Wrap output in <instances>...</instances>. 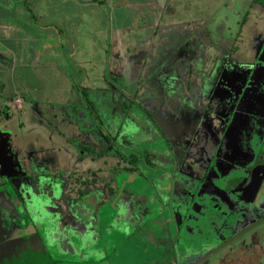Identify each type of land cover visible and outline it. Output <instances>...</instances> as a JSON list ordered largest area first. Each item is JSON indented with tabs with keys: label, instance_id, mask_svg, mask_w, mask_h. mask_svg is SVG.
Returning <instances> with one entry per match:
<instances>
[{
	"label": "flooded vegetation",
	"instance_id": "af4514ba",
	"mask_svg": "<svg viewBox=\"0 0 264 264\" xmlns=\"http://www.w3.org/2000/svg\"><path fill=\"white\" fill-rule=\"evenodd\" d=\"M249 73L248 103L236 105L234 90L244 86L229 87L245 75L228 80L220 136L200 142L197 134H214L200 121L195 137L179 144L183 157L167 166L158 160V152L168 154L164 145L142 142L147 136L137 112L148 111L151 97L138 91L119 108L105 109L118 123L115 135L105 132L98 114L97 127L121 158L119 173L111 171L107 181L97 169L75 174L59 192L14 186L23 176L12 174V155L1 150L0 264H264V70ZM158 96L151 103L160 108ZM237 111L241 119L233 122ZM88 188L99 198L87 197L102 203L108 191L112 201L92 213L83 194Z\"/></svg>",
	"mask_w": 264,
	"mask_h": 264
},
{
	"label": "crops",
	"instance_id": "0c3cea01",
	"mask_svg": "<svg viewBox=\"0 0 264 264\" xmlns=\"http://www.w3.org/2000/svg\"><path fill=\"white\" fill-rule=\"evenodd\" d=\"M242 1L0 0V127L12 120L1 115L9 107L25 117L43 107L83 106L73 81L81 74V88L106 95L110 107L128 102L115 82L131 76L150 88L141 87L139 97L160 95L169 64L196 62L198 40L215 47L212 36L223 24L203 9L210 4L233 10ZM250 1L251 9L257 6ZM198 30L205 31L197 40ZM183 46L186 53L180 54Z\"/></svg>",
	"mask_w": 264,
	"mask_h": 264
},
{
	"label": "rangeland",
	"instance_id": "374dc122",
	"mask_svg": "<svg viewBox=\"0 0 264 264\" xmlns=\"http://www.w3.org/2000/svg\"><path fill=\"white\" fill-rule=\"evenodd\" d=\"M197 1L198 5L203 3L202 0ZM243 2L239 7L236 2L233 10H228L225 6L211 7L210 4L207 5L208 9H203L210 16L215 17L216 22L223 24V27H219L217 33L212 36L215 48H211L209 44L211 40L209 43L198 40L205 31L198 30L199 46L195 48L199 55L197 61L192 64L189 62L169 64L167 68L170 69L167 70V73L163 71V82L159 86L160 97H163L160 100V108H162H158L157 103L154 104L150 101L147 105V112L142 110L137 112L138 129L145 133L142 132L141 135L147 136V140L142 141L143 144L150 147L152 143H156L162 148L165 147L168 154L162 153L163 151L158 152V160L166 166L173 164L174 158L176 161V158L183 157L179 151V144L195 137L200 121H203V126L208 125L214 133L210 136L197 134V139L200 142H211L213 141L211 138L220 136L222 121L226 117L223 116V107L229 95L228 80L234 77V73L237 76L245 75V78L240 82L234 78V81L229 84V87L233 89L239 85L243 87L247 83L246 76L250 71L258 77L259 72L264 70V8L255 5L251 9L250 0ZM246 13L248 16H245ZM243 21L244 26L241 27ZM220 38L230 40L228 42L225 39V42H221ZM255 39L256 41L259 39V42L256 43ZM182 53H186L184 46L180 48V54ZM226 61H228L227 64ZM191 65L193 77L190 81L187 71ZM115 66L113 64L111 69ZM117 66L119 67V65ZM136 71L138 72L139 69ZM249 83L243 89L234 90L236 105L245 99L248 103V98L253 96L251 92L253 81ZM115 85L120 92L118 96H122L124 100L128 99L127 95L139 91L142 87L136 76L116 81ZM149 89L147 83L142 87L143 91ZM92 93L95 92L89 93V99L99 115L102 111L103 115L100 118L104 124L105 132L115 135L118 123L107 117L111 116L107 110L114 108L115 104L110 107L109 103L105 104L106 95L100 92ZM116 107L119 108V105ZM6 110L1 115L6 113L5 120L9 118L12 120L6 122L8 126L6 129H4L5 126L0 127V151L8 149L12 155V174L23 176L13 182L14 186L23 185L26 189H49L59 192L71 185L75 174L87 170L93 172L102 169L103 173L100 174L101 176L98 175V178L103 181L113 177L110 175L111 171L116 170L119 173L118 164L121 162V158L116 155L115 149L111 147L104 133L97 127L96 119L86 105L69 107L65 110L57 108L55 111L43 107L28 113L26 118L23 113L16 112L13 107ZM251 110L252 108L246 107V113H250ZM150 115L155 116L156 120L158 119L157 123L150 118ZM231 116L233 122H239L241 119V114L238 111L235 114L232 113ZM159 127L167 131L165 136ZM182 131H186V133ZM131 133L132 136L128 133V137L133 139L137 132L132 131ZM150 141L152 143H149ZM229 150H235L232 143ZM153 151L156 152L155 149ZM92 177L91 174L89 178ZM90 192L91 194L95 192L96 198H99L97 197L99 192L94 188L83 191L84 199L90 200L86 208L88 210L90 208L94 214L98 213L97 208L100 205L103 208L112 201L108 191L100 196L101 199L105 198L102 203L95 200L93 196L87 197V193ZM98 201L99 205L95 208Z\"/></svg>",
	"mask_w": 264,
	"mask_h": 264
},
{
	"label": "trees",
	"instance_id": "16d2710c",
	"mask_svg": "<svg viewBox=\"0 0 264 264\" xmlns=\"http://www.w3.org/2000/svg\"><path fill=\"white\" fill-rule=\"evenodd\" d=\"M252 2H253V4H257V5H259V6H261V7L264 8V0H252ZM30 10H31V12L33 14V18L36 20V16H35L33 10L31 8H30ZM71 65H72V68H73L74 72L75 71L76 72L79 71V70H77V69L74 68L72 62H71ZM79 72H81V71H79ZM82 77H83V74H81V76L79 75L77 78H73L74 84H75V86H76V88H77V90H78L81 98L83 99L84 104L86 105V107H88V109L90 110V112L94 116V118L97 121H99V119H100L99 118V115H98V113L96 112V110L94 109L93 105L91 104V102L89 100V94H88V92L86 90H83L81 88V86H80V82H81Z\"/></svg>",
	"mask_w": 264,
	"mask_h": 264
}]
</instances>
